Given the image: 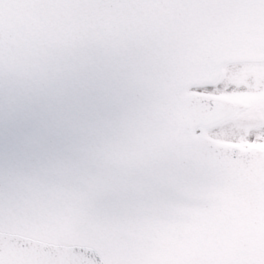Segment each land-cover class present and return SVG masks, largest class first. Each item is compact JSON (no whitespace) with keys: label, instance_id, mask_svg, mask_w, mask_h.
I'll use <instances>...</instances> for the list:
<instances>
[{"label":"water","instance_id":"95a60500","mask_svg":"<svg viewBox=\"0 0 264 264\" xmlns=\"http://www.w3.org/2000/svg\"><path fill=\"white\" fill-rule=\"evenodd\" d=\"M264 60V0H0L2 264H264V150L195 135L187 91Z\"/></svg>","mask_w":264,"mask_h":264},{"label":"rangeland","instance_id":"374dc122","mask_svg":"<svg viewBox=\"0 0 264 264\" xmlns=\"http://www.w3.org/2000/svg\"><path fill=\"white\" fill-rule=\"evenodd\" d=\"M203 90L234 96L248 93L255 101L253 113L244 115L226 129L214 132L216 138L243 145L264 143V68L235 70L218 88Z\"/></svg>","mask_w":264,"mask_h":264},{"label":"flooded vegetation","instance_id":"af4514ba","mask_svg":"<svg viewBox=\"0 0 264 264\" xmlns=\"http://www.w3.org/2000/svg\"><path fill=\"white\" fill-rule=\"evenodd\" d=\"M257 68H264V62L263 63H249V64H234V65H231V66L225 68L224 79H223V81H222V83L220 85H222L229 78V75L231 73H234L235 70L247 71L249 69H257ZM220 85H218L215 88H218ZM206 89H214V88H206ZM196 92L197 93H201V94H207V95H210V96H215V97H224V98H228V99L242 100L244 102H248L251 105V108L250 109H248V110L242 112L241 114H239L235 118L234 121H232L230 123H226V124L220 125L217 128L209 131L207 134L211 133L210 136H211V138L213 140H215L217 142H220V143H226V144H229V145L238 146L240 148H248V147H257V148H260V149H263L264 148V143L263 144H256V143H251L250 142V143H248L246 145H243V144H239V143H235V142H229V141H226V140H221V139L216 138V136L213 135L214 132H218L219 130H222L224 128L226 129L230 124L238 121L244 115L249 114V113H251L254 110V108H255V101H253L250 98V96L248 95V93L234 96V95H228V94H222V93L207 92V91H204L203 89H198V90H196Z\"/></svg>","mask_w":264,"mask_h":264},{"label":"snow or ice","instance_id":"6c2138e0","mask_svg":"<svg viewBox=\"0 0 264 264\" xmlns=\"http://www.w3.org/2000/svg\"><path fill=\"white\" fill-rule=\"evenodd\" d=\"M241 2H249V0H241ZM251 2H258V0H251ZM0 264H2V261H0Z\"/></svg>","mask_w":264,"mask_h":264}]
</instances>
